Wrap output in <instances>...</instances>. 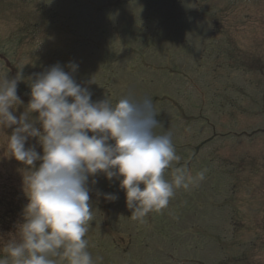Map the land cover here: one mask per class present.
I'll return each mask as SVG.
<instances>
[{
    "label": "rangeland",
    "instance_id": "1",
    "mask_svg": "<svg viewBox=\"0 0 264 264\" xmlns=\"http://www.w3.org/2000/svg\"><path fill=\"white\" fill-rule=\"evenodd\" d=\"M69 62L94 102L150 99L156 132L173 134V167L204 172L176 191L170 208L151 212V223L131 218L117 180L90 178L93 259L264 264V0H0V76H21L17 116L30 79ZM10 133L0 132V257L18 239L28 203L24 166L7 157ZM33 145L42 154L35 138L26 147Z\"/></svg>",
    "mask_w": 264,
    "mask_h": 264
},
{
    "label": "clouds",
    "instance_id": "2",
    "mask_svg": "<svg viewBox=\"0 0 264 264\" xmlns=\"http://www.w3.org/2000/svg\"><path fill=\"white\" fill-rule=\"evenodd\" d=\"M78 67L55 64L35 74L30 100L19 116L21 76H0V132L11 129L7 157L24 166L28 200L18 239L6 241L0 264H101L103 258L93 259L85 238L93 220L90 178L93 185L100 174L117 180L134 220L161 211L177 190L204 179L203 171L194 176L186 166L173 167L180 160L173 134L156 132L161 123L150 99L94 102L89 87L74 78ZM33 138L42 154L34 145L26 147ZM166 169H171L170 179ZM97 195L109 202L118 199L99 190Z\"/></svg>",
    "mask_w": 264,
    "mask_h": 264
},
{
    "label": "trees",
    "instance_id": "3",
    "mask_svg": "<svg viewBox=\"0 0 264 264\" xmlns=\"http://www.w3.org/2000/svg\"><path fill=\"white\" fill-rule=\"evenodd\" d=\"M115 2L117 3L118 2V0H115ZM49 8V7H48ZM41 10H44L45 11V7L44 6H42V8H40ZM50 9H48L47 11H49ZM52 12H53V10H51ZM113 80H115L116 81V79H115V76L113 77ZM105 84V83H104ZM110 85V79H108L107 80V83H106V85ZM107 87V86H106Z\"/></svg>",
    "mask_w": 264,
    "mask_h": 264
}]
</instances>
